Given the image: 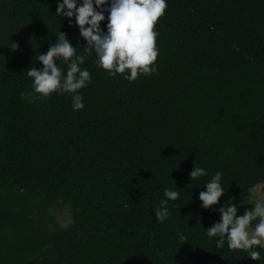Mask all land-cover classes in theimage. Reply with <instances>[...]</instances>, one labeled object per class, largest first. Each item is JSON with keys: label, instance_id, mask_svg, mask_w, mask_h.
<instances>
[{"label": "trees", "instance_id": "trees-1", "mask_svg": "<svg viewBox=\"0 0 264 264\" xmlns=\"http://www.w3.org/2000/svg\"><path fill=\"white\" fill-rule=\"evenodd\" d=\"M56 7L0 0V264H264L262 245L254 260L205 231L264 183V0H167L157 71L134 81L99 67ZM59 31L91 74L81 110L70 93L27 95L26 71ZM195 164L207 175L192 181ZM217 171L226 193L206 209L199 193ZM165 188L180 196L160 222Z\"/></svg>", "mask_w": 264, "mask_h": 264}, {"label": "clouds", "instance_id": "clouds-1", "mask_svg": "<svg viewBox=\"0 0 264 264\" xmlns=\"http://www.w3.org/2000/svg\"><path fill=\"white\" fill-rule=\"evenodd\" d=\"M110 6H107L109 5ZM167 0H57L56 15L69 19L75 18L82 38L87 41L84 52L95 53V63L108 71L110 76L124 74V79L134 81L138 75L157 71L155 61L158 56L154 30L158 19L164 14ZM107 12V31L101 27ZM56 42L51 43L44 53H38L36 60L43 67L28 69L27 76L31 78L32 91L27 95L33 100H43L53 92L72 94L73 110L84 108V98L78 90L86 87L91 81L87 68H82L85 56L77 54L66 34L59 31ZM18 45L14 42L13 48ZM67 64L66 71L58 62ZM127 70V71H126ZM24 97L26 94L21 92ZM191 180L207 175L206 169L195 164L190 172ZM222 173L217 171L204 185L206 191H200L199 199L203 208H210L219 202L226 193L221 183ZM179 188H165L164 197L154 214L158 221L163 222L170 215L169 200H177ZM220 220L206 231L215 240L217 248L224 246L229 249H243L248 256L258 260L260 252L254 246L262 245L264 241V200H257L252 209H246L242 215H237L235 204H227L219 209ZM255 222V226H252ZM180 240H186L182 233L177 234Z\"/></svg>", "mask_w": 264, "mask_h": 264}, {"label": "rangeland", "instance_id": "rangeland-1", "mask_svg": "<svg viewBox=\"0 0 264 264\" xmlns=\"http://www.w3.org/2000/svg\"><path fill=\"white\" fill-rule=\"evenodd\" d=\"M257 200H264V183L255 186L232 204L237 207V215H242L246 209H252ZM48 212L56 218L61 226L65 227L73 221L71 211L66 207H54L49 209ZM252 226H255V222H252ZM262 246L264 247V241H262Z\"/></svg>", "mask_w": 264, "mask_h": 264}]
</instances>
